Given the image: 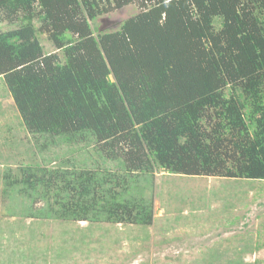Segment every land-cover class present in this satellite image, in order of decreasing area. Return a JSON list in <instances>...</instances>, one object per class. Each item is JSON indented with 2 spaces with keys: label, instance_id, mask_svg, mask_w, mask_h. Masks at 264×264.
Returning <instances> with one entry per match:
<instances>
[{
  "label": "trees",
  "instance_id": "1",
  "mask_svg": "<svg viewBox=\"0 0 264 264\" xmlns=\"http://www.w3.org/2000/svg\"><path fill=\"white\" fill-rule=\"evenodd\" d=\"M0 78L43 149L92 142L119 165L6 173L4 194L46 202L40 218L149 227L157 170L264 181V0H0Z\"/></svg>",
  "mask_w": 264,
  "mask_h": 264
},
{
  "label": "rangeland",
  "instance_id": "2",
  "mask_svg": "<svg viewBox=\"0 0 264 264\" xmlns=\"http://www.w3.org/2000/svg\"><path fill=\"white\" fill-rule=\"evenodd\" d=\"M139 12L129 5L91 25L96 35L113 32ZM39 38L46 53L55 52L47 36ZM56 141L43 149L45 139L26 130L0 78V264H264V181L157 170L142 190L153 202L149 227L40 218L46 202L4 194L6 173L20 179L22 167L73 162L119 168L96 155L95 143Z\"/></svg>",
  "mask_w": 264,
  "mask_h": 264
}]
</instances>
